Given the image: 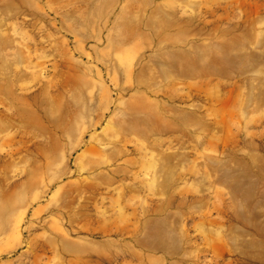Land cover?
<instances>
[{
    "label": "rangeland",
    "instance_id": "rangeland-1",
    "mask_svg": "<svg viewBox=\"0 0 264 264\" xmlns=\"http://www.w3.org/2000/svg\"><path fill=\"white\" fill-rule=\"evenodd\" d=\"M0 264H264V0H0Z\"/></svg>",
    "mask_w": 264,
    "mask_h": 264
}]
</instances>
